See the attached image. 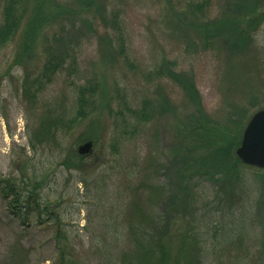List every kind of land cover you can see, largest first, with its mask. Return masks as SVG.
I'll list each match as a JSON object with an SVG mask.
<instances>
[{"label": "rangeland", "instance_id": "1", "mask_svg": "<svg viewBox=\"0 0 264 264\" xmlns=\"http://www.w3.org/2000/svg\"><path fill=\"white\" fill-rule=\"evenodd\" d=\"M239 1L258 12L241 17L234 0H22L21 30L0 47V189H34L46 210L23 222L0 191V264H117L166 227L168 264H264V170L188 175L180 151L198 124L223 144L264 109V0ZM234 18L243 34L204 45V26ZM236 36L246 44L230 45ZM53 53L62 63L33 96ZM169 71L191 80L200 111ZM91 84L76 116L78 88ZM144 102L156 119L131 117ZM180 235L192 238L182 253Z\"/></svg>", "mask_w": 264, "mask_h": 264}, {"label": "trees", "instance_id": "2", "mask_svg": "<svg viewBox=\"0 0 264 264\" xmlns=\"http://www.w3.org/2000/svg\"><path fill=\"white\" fill-rule=\"evenodd\" d=\"M202 5H195L197 10H201ZM259 8L258 5L252 6L249 8V5L241 3L239 0H234L233 11L237 12L241 17H247L245 13L249 16L257 13L256 9ZM25 15V8L22 0H4L1 11V21H0V47L5 46L14 38L21 30L22 20ZM248 16V17H249ZM239 23L236 22V19H232L231 22L227 20H222L216 24V26L211 27V25H206V29H203L205 33H208L209 39L207 37L204 39V45H211L215 37L223 38V41L228 43L229 38L219 37L223 33H242L243 30L239 29ZM202 27V26H201ZM203 27V28H204ZM246 28V27H245ZM29 30V29H28ZM207 30V31H206ZM246 32V31H245ZM246 36L248 33L246 32ZM242 46L246 43L242 42ZM233 47L240 45V41L237 43V36L235 37L232 43ZM239 46V47H242ZM54 54V53H53ZM61 55V54H57ZM50 56V59L45 62L43 68L40 72V76L34 81V88L32 89L31 95L35 96L37 92L40 91L41 87L50 80L52 74H54L60 67L62 59ZM63 56V55H62ZM168 75L170 79L176 82L181 86L183 93L189 103L195 106L196 110H199V100L198 94L194 89L191 80L183 79L179 74L174 73V71H169ZM94 86H80L77 91L76 96V116H84L86 108L88 109L89 101L92 100V93L94 92ZM165 109H168L170 112H173V108L168 102H164ZM90 107V106H89ZM128 109L131 117H135L139 121L149 120L150 118L156 119L159 108L157 103L148 104L144 102L140 109ZM64 120L63 117H59L54 121L53 126L62 127ZM206 122L198 124L197 129L190 132V142L193 147H199L200 149L204 148L206 155L197 156L193 158L192 150L193 147L188 149L187 145H181L182 158L187 161L185 166V171L190 172L188 175L200 174L211 176L212 178L215 175L223 174L227 179L234 180L240 175L239 165H243L240 160L235 155V148L239 145L240 138L238 135L230 137L228 141L221 144V141L216 140L214 133L210 129L206 128ZM57 129V128H56ZM188 138V137H187ZM184 142V141H180ZM183 149V150H182ZM79 155V154H78ZM84 156V155H80ZM184 172V170H183ZM196 172V173H195ZM192 177H187L190 179ZM188 187V186H186ZM182 188V191L188 194L190 190L188 188ZM1 196L5 200L6 205L9 209V212L19 220L24 222L25 218H28L31 215H35L37 219L45 211V205L40 206L38 204V195L34 191H23L20 187L15 186L12 182H5L3 188L0 189ZM49 214V213H48ZM176 221V219H173ZM171 224V222H170ZM167 228H162L158 232V237L156 239H151L149 241H139L135 242V245L132 249L126 252H122L117 258V264H168L170 258V241L166 240L165 234L167 233ZM163 229L165 232H163ZM180 245L179 250L182 251L185 249L186 240L192 242V238L188 236L180 235ZM184 256V255H183ZM183 258V257H182ZM182 258L175 262V264H180ZM195 261L194 257H188L187 264H193Z\"/></svg>", "mask_w": 264, "mask_h": 264}, {"label": "water", "instance_id": "3", "mask_svg": "<svg viewBox=\"0 0 264 264\" xmlns=\"http://www.w3.org/2000/svg\"><path fill=\"white\" fill-rule=\"evenodd\" d=\"M91 148L92 142L85 141L78 146L77 153L87 155ZM235 155L243 165L264 170V109H258L249 117Z\"/></svg>", "mask_w": 264, "mask_h": 264}]
</instances>
